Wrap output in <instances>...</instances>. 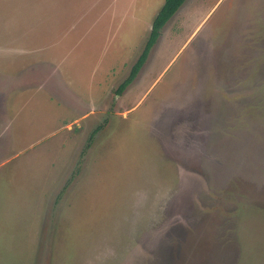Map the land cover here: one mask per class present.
Segmentation results:
<instances>
[{
    "label": "rangeland",
    "instance_id": "374dc122",
    "mask_svg": "<svg viewBox=\"0 0 264 264\" xmlns=\"http://www.w3.org/2000/svg\"><path fill=\"white\" fill-rule=\"evenodd\" d=\"M0 0V264H264V0Z\"/></svg>",
    "mask_w": 264,
    "mask_h": 264
},
{
    "label": "trees",
    "instance_id": "16d2710c",
    "mask_svg": "<svg viewBox=\"0 0 264 264\" xmlns=\"http://www.w3.org/2000/svg\"><path fill=\"white\" fill-rule=\"evenodd\" d=\"M185 0H164L159 11L151 21L150 33L136 61L131 66L128 76L117 87V93H120L136 76L139 69L146 60L151 45L159 35L160 30L173 14L181 7Z\"/></svg>",
    "mask_w": 264,
    "mask_h": 264
},
{
    "label": "crops",
    "instance_id": "0c3cea01",
    "mask_svg": "<svg viewBox=\"0 0 264 264\" xmlns=\"http://www.w3.org/2000/svg\"><path fill=\"white\" fill-rule=\"evenodd\" d=\"M147 63H148V60L146 59L145 62L143 63V65L141 66V68L139 69V71L142 70V68H143ZM139 71H138V72H139ZM140 72H141V71H140ZM134 78H135V77H134ZM127 86H128V85H127ZM127 86H126L125 88H127Z\"/></svg>",
    "mask_w": 264,
    "mask_h": 264
}]
</instances>
